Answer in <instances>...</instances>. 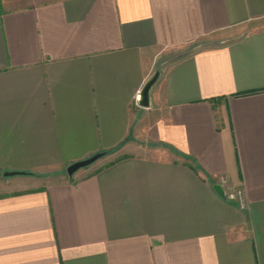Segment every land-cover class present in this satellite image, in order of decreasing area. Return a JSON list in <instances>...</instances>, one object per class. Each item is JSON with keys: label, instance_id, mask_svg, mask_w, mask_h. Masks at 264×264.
Segmentation results:
<instances>
[{"label": "crops", "instance_id": "0c3cea01", "mask_svg": "<svg viewBox=\"0 0 264 264\" xmlns=\"http://www.w3.org/2000/svg\"><path fill=\"white\" fill-rule=\"evenodd\" d=\"M0 264H264V0H0Z\"/></svg>", "mask_w": 264, "mask_h": 264}, {"label": "water", "instance_id": "95a60500", "mask_svg": "<svg viewBox=\"0 0 264 264\" xmlns=\"http://www.w3.org/2000/svg\"><path fill=\"white\" fill-rule=\"evenodd\" d=\"M159 76H160V70L156 69L153 71L151 76L143 84V86L139 92V98H138V104L140 106H142V107H148L149 106L150 91H151L152 87L154 86V84L157 82ZM105 154L106 153L104 150L98 151V152H95L86 158L76 160V161L70 163L66 167L65 172L68 176H71L78 169L86 167V166L94 163L97 159H99L100 157H102ZM20 173H25V172H22V171H5L3 173V175L9 176V175L20 174ZM213 188L216 190V192H218L224 198V196H225L224 195V189L222 188V186L220 184H218V183L214 184Z\"/></svg>", "mask_w": 264, "mask_h": 264}, {"label": "built area", "instance_id": "2783aa9c", "mask_svg": "<svg viewBox=\"0 0 264 264\" xmlns=\"http://www.w3.org/2000/svg\"><path fill=\"white\" fill-rule=\"evenodd\" d=\"M226 181L227 180L225 176H219L217 179V183L220 185L224 184ZM224 195V199L237 202L241 208L245 207V194L241 187L224 188Z\"/></svg>", "mask_w": 264, "mask_h": 264}, {"label": "rangeland", "instance_id": "374dc122", "mask_svg": "<svg viewBox=\"0 0 264 264\" xmlns=\"http://www.w3.org/2000/svg\"><path fill=\"white\" fill-rule=\"evenodd\" d=\"M200 44H202L201 43V40L198 42V44L196 43V44H192L191 45V47L189 48V49H192L193 47H197V45H200ZM186 52H185V50L183 49V50H179V51H177V52H175V53H172V54H168L167 55V58H169L170 56V60H174V59H176V58H179V57H181L182 55H184ZM104 160H107L106 158L105 159H102L101 161H99L98 163H96V165L97 164H99V163H101V162H103Z\"/></svg>", "mask_w": 264, "mask_h": 264}, {"label": "trees", "instance_id": "16d2710c", "mask_svg": "<svg viewBox=\"0 0 264 264\" xmlns=\"http://www.w3.org/2000/svg\"><path fill=\"white\" fill-rule=\"evenodd\" d=\"M212 101H215V99H211ZM112 150H105V153L107 154V153H109V152H111Z\"/></svg>", "mask_w": 264, "mask_h": 264}]
</instances>
